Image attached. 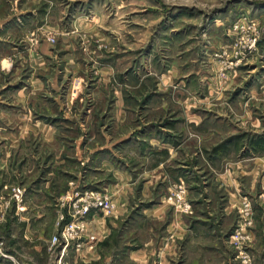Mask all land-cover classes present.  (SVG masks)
Here are the masks:
<instances>
[{
  "label": "rangeland",
  "instance_id": "1",
  "mask_svg": "<svg viewBox=\"0 0 264 264\" xmlns=\"http://www.w3.org/2000/svg\"><path fill=\"white\" fill-rule=\"evenodd\" d=\"M7 156L10 262L264 264V0H0Z\"/></svg>",
  "mask_w": 264,
  "mask_h": 264
},
{
  "label": "crops",
  "instance_id": "2",
  "mask_svg": "<svg viewBox=\"0 0 264 264\" xmlns=\"http://www.w3.org/2000/svg\"><path fill=\"white\" fill-rule=\"evenodd\" d=\"M9 156L1 157L0 158V196H5L7 190L14 186V183L11 179V169L9 165ZM25 186V185H24ZM26 186H28L26 188ZM24 188L27 191V210L28 212H22L21 210H17L15 204L9 209L8 216L6 222L0 227L1 234L3 236L2 240L7 242V244L12 242H16L13 245L20 244L19 243V236H21L26 240V236H31V239L34 240L37 234L39 233L40 226L38 225L41 222L42 215V189L40 181L38 183L34 182L33 185H26ZM32 207V208H31ZM37 212V213H36ZM33 214L31 220L27 219L25 216L28 214ZM29 220V221H28ZM27 222V223H25ZM27 224V225H26ZM36 225L38 228H36ZM103 227V226H102ZM11 237V238H10ZM15 239H17L15 241ZM1 240V239H0ZM40 240V238H38ZM2 241V242H3ZM4 243V242H3ZM5 245V243H4ZM4 247V246H3ZM2 247V251L10 256L9 251H5V247ZM0 251V252H2ZM3 253V252H2ZM3 253V254H4ZM3 254H0V263H7V264H24V262L19 258V262L13 263L9 261V258H5Z\"/></svg>",
  "mask_w": 264,
  "mask_h": 264
},
{
  "label": "built area",
  "instance_id": "3",
  "mask_svg": "<svg viewBox=\"0 0 264 264\" xmlns=\"http://www.w3.org/2000/svg\"><path fill=\"white\" fill-rule=\"evenodd\" d=\"M23 196H24V190L22 188L17 187L16 189L13 190L12 199H14L16 201L19 209L21 208L20 205L23 202ZM7 206H8V203H7V205H1L0 204V223H2V221L5 218ZM72 230H73V232L75 231V229H72ZM69 231H70V229H68L65 232V236L67 234V236L69 237ZM55 243H56V241H55ZM0 246H2V244H0ZM3 256L6 257V258L8 257V256H5V255H3Z\"/></svg>",
  "mask_w": 264,
  "mask_h": 264
}]
</instances>
